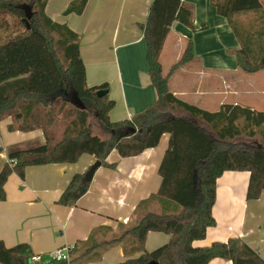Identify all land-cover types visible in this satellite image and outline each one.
I'll list each match as a JSON object with an SVG mask.
<instances>
[{"label":"trees","instance_id":"obj_1","mask_svg":"<svg viewBox=\"0 0 264 264\" xmlns=\"http://www.w3.org/2000/svg\"><path fill=\"white\" fill-rule=\"evenodd\" d=\"M86 2L73 3L66 12L82 13ZM211 2L229 22L237 12L264 6V0ZM24 3L33 9L30 29L23 21ZM45 4L46 0H0V121L11 118L9 131L41 129L44 138V142L34 139L6 148L8 158L16 164L6 162L0 170V200L6 198L4 187L10 174L16 172L23 177L27 166L74 163L84 153L107 165L106 158L113 149L121 157L134 156L156 147L167 133L168 146L158 168L161 183L153 197L175 202L179 211H148L121 236L92 249L112 246L128 234L141 253L116 264H208L216 257L230 259L233 264H264L258 252L238 236L208 245L197 243L216 224L212 211L217 179L225 171L250 173L247 199H258L264 192V133L258 138L254 130L264 123V113L229 104L222 105L218 112H209L171 92L170 76L195 57L193 42H187L180 59L166 74L160 61L161 51L174 21L192 26V9L181 0L152 1L140 29L146 44L148 73L158 98L131 118L112 121L109 113L114 100L108 94L97 96V91L108 89V84L98 87L87 84L79 49L80 34L53 22L44 12ZM56 32L60 34L58 38ZM235 56L245 72L264 69V55L256 63L241 48L235 51ZM74 97L82 101L84 108L73 104ZM175 108L187 115H175L172 112ZM91 113L107 138L92 131ZM197 120L206 122L210 129ZM245 137L250 140L244 141ZM84 175L74 174L58 200L60 204L75 205L87 192L91 181H86ZM149 231L164 232L170 239L147 250ZM33 255L28 244L7 247L0 241V264H36L31 261Z\"/></svg>","mask_w":264,"mask_h":264},{"label":"crops","instance_id":"obj_2","mask_svg":"<svg viewBox=\"0 0 264 264\" xmlns=\"http://www.w3.org/2000/svg\"><path fill=\"white\" fill-rule=\"evenodd\" d=\"M79 1L46 0L44 12L53 22L80 34L87 84H108V97L115 102L109 113L111 120L129 119L158 98L148 73L140 29L153 0H87L82 13L66 12ZM181 2L192 9L193 24L172 23L160 55L164 74L180 59L189 40L195 57L170 76L171 92L209 112H218L222 105L229 104L264 113V69L245 72L235 56L241 48L248 51L253 62L264 55V6L237 12L229 22L211 0ZM172 112L187 115L177 108ZM11 121H0V170L9 160L8 146L34 139L44 142L41 129L9 131ZM197 121L210 129L203 120ZM255 129H259L256 137L260 138L264 123ZM168 140L166 133L156 147L130 157H121L113 149L106 158L108 164L97 169L87 192L72 206L58 200L74 174H84L97 160L94 155L84 153L74 163L30 165L23 177L11 173L4 187L6 198L0 200V241L7 247L28 244L33 254L39 255L73 245L67 264H116L140 255L128 234L112 246L92 248L121 236L148 211L177 209L175 202L153 197L161 183L158 168ZM249 175L248 171H225L217 179L212 211L216 224L198 244L238 236L264 259V192L258 199L246 198ZM169 239V234L149 231L145 248L153 250ZM155 244L159 245L152 249ZM208 264L233 263L216 257Z\"/></svg>","mask_w":264,"mask_h":264},{"label":"water","instance_id":"obj_3","mask_svg":"<svg viewBox=\"0 0 264 264\" xmlns=\"http://www.w3.org/2000/svg\"><path fill=\"white\" fill-rule=\"evenodd\" d=\"M22 7L24 9L25 12V16L23 18L24 23L26 24V28L30 29L31 25H30V19L33 15V9L32 6L30 4L24 3L22 4ZM108 94V90L107 89H99L97 91V96L102 97L104 95ZM73 104H75L76 106H79L81 108H84V104L82 103V101L77 98L74 97L72 100ZM102 165L101 160L97 159L90 167L89 169L85 172L84 178L86 181H91L93 179V176L95 174V172L97 171V169Z\"/></svg>","mask_w":264,"mask_h":264},{"label":"built area","instance_id":"obj_4","mask_svg":"<svg viewBox=\"0 0 264 264\" xmlns=\"http://www.w3.org/2000/svg\"><path fill=\"white\" fill-rule=\"evenodd\" d=\"M8 162L11 166L16 164L15 160L9 159ZM73 245H64L63 247L57 248L46 255L34 254L31 261L36 264L49 263L50 261H66L69 262L71 259V253L73 250Z\"/></svg>","mask_w":264,"mask_h":264},{"label":"rangeland","instance_id":"obj_5","mask_svg":"<svg viewBox=\"0 0 264 264\" xmlns=\"http://www.w3.org/2000/svg\"><path fill=\"white\" fill-rule=\"evenodd\" d=\"M121 24H125V23H121ZM120 24V25H121ZM115 25H116V23L115 24H113V28L115 27ZM54 35H55V37L56 38H58L59 37V33L58 32H56V33H54ZM110 46H112V43H110L109 44V47ZM108 47V48H109ZM113 47V46H112ZM111 51V50H110ZM255 62H257L256 60H255ZM225 78H226V75H225ZM89 122L90 123H92V127H93V129H92V131L93 132H96V133H98L99 135H101L102 137H104V138H107L108 137V135L100 128V125L98 124V122L96 121V118L94 117V114H90V116H89ZM254 130H255V132H256V135L255 136H257V134H258V131H259V129H255L254 128ZM245 138H247V137H245ZM1 143V142H0ZM82 160V159H81ZM81 160L79 161V162H81ZM94 162H91V164L90 165H92ZM89 165V166H90ZM88 167V166H87ZM173 202V201H172ZM178 208L180 209V207H179V205H177V209H174V210H172L171 212L173 213L175 210H178ZM159 244H155V245H153V246H151L152 247V249L153 248H155L156 246H158ZM70 261H71V259H70Z\"/></svg>","mask_w":264,"mask_h":264}]
</instances>
